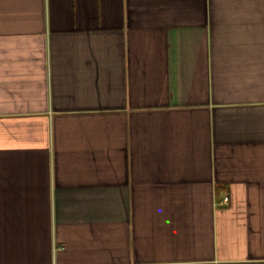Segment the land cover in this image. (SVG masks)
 <instances>
[{
  "label": "crops",
  "instance_id": "obj_1",
  "mask_svg": "<svg viewBox=\"0 0 264 264\" xmlns=\"http://www.w3.org/2000/svg\"><path fill=\"white\" fill-rule=\"evenodd\" d=\"M0 264H264V0H0Z\"/></svg>",
  "mask_w": 264,
  "mask_h": 264
},
{
  "label": "built area",
  "instance_id": "obj_2",
  "mask_svg": "<svg viewBox=\"0 0 264 264\" xmlns=\"http://www.w3.org/2000/svg\"><path fill=\"white\" fill-rule=\"evenodd\" d=\"M227 199V198H226Z\"/></svg>",
  "mask_w": 264,
  "mask_h": 264
}]
</instances>
